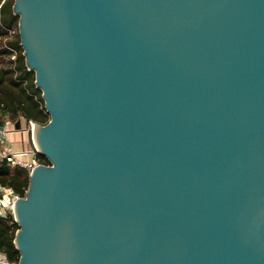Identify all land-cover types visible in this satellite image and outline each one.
Returning a JSON list of instances; mask_svg holds the SVG:
<instances>
[{
	"label": "water",
	"instance_id": "1",
	"mask_svg": "<svg viewBox=\"0 0 264 264\" xmlns=\"http://www.w3.org/2000/svg\"><path fill=\"white\" fill-rule=\"evenodd\" d=\"M13 11L49 163L13 207L20 258L0 264H264V0Z\"/></svg>",
	"mask_w": 264,
	"mask_h": 264
},
{
	"label": "trees",
	"instance_id": "2",
	"mask_svg": "<svg viewBox=\"0 0 264 264\" xmlns=\"http://www.w3.org/2000/svg\"><path fill=\"white\" fill-rule=\"evenodd\" d=\"M14 2L0 0V125L7 119L16 123L21 118L46 123L50 114L45 108L42 89L36 84L35 71L26 64L18 31L20 15L14 14ZM37 159L49 163L47 156L39 151ZM0 184L12 187L23 196L30 184L29 170L6 160L0 161ZM7 215L0 216V252L7 260L18 262L20 250L14 239L19 225L11 211Z\"/></svg>",
	"mask_w": 264,
	"mask_h": 264
},
{
	"label": "built area",
	"instance_id": "3",
	"mask_svg": "<svg viewBox=\"0 0 264 264\" xmlns=\"http://www.w3.org/2000/svg\"><path fill=\"white\" fill-rule=\"evenodd\" d=\"M12 57H15V54H13ZM34 123V120L29 119L27 122L24 123V129L32 132L31 130L34 126ZM10 129H17L15 127V123L11 119L5 120L4 124L0 125V161L6 160L8 162L24 166L29 170L30 173L40 161L38 159L27 160L18 156V152L13 148L9 138L8 131H10ZM21 196L22 195L14 191L12 187L0 184V216H8V212L13 211V207L16 200L19 199V197ZM0 259L9 261L4 255H2Z\"/></svg>",
	"mask_w": 264,
	"mask_h": 264
},
{
	"label": "crops",
	"instance_id": "4",
	"mask_svg": "<svg viewBox=\"0 0 264 264\" xmlns=\"http://www.w3.org/2000/svg\"><path fill=\"white\" fill-rule=\"evenodd\" d=\"M21 120H24L21 118ZM24 121L22 122L23 128L10 129L9 138L13 148L18 152V156L27 160L37 159V150L34 148L31 132L24 129ZM2 254L0 252V258Z\"/></svg>",
	"mask_w": 264,
	"mask_h": 264
},
{
	"label": "rangeland",
	"instance_id": "5",
	"mask_svg": "<svg viewBox=\"0 0 264 264\" xmlns=\"http://www.w3.org/2000/svg\"><path fill=\"white\" fill-rule=\"evenodd\" d=\"M22 121H24V120H22ZM12 212V211H11Z\"/></svg>",
	"mask_w": 264,
	"mask_h": 264
}]
</instances>
